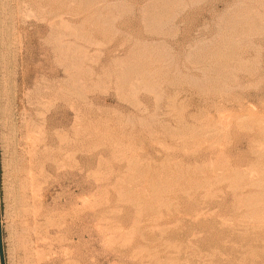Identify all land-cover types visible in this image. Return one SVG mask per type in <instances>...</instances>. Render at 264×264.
<instances>
[{"label":"rangeland","instance_id":"obj_1","mask_svg":"<svg viewBox=\"0 0 264 264\" xmlns=\"http://www.w3.org/2000/svg\"><path fill=\"white\" fill-rule=\"evenodd\" d=\"M263 5L0 0L7 264H264Z\"/></svg>","mask_w":264,"mask_h":264},{"label":"water","instance_id":"obj_2","mask_svg":"<svg viewBox=\"0 0 264 264\" xmlns=\"http://www.w3.org/2000/svg\"><path fill=\"white\" fill-rule=\"evenodd\" d=\"M0 264H7L4 245V229L2 224V194H1V169H0Z\"/></svg>","mask_w":264,"mask_h":264},{"label":"bare ground","instance_id":"obj_3","mask_svg":"<svg viewBox=\"0 0 264 264\" xmlns=\"http://www.w3.org/2000/svg\"><path fill=\"white\" fill-rule=\"evenodd\" d=\"M167 3H168V2H167ZM169 3H171V1H169ZM262 3H263V2H262ZM108 4H109V3H108ZM96 5H97V4H96ZM104 5H105V4H104ZM106 5H107V4H106ZM115 5H116V4H115ZM261 5H262V4H261ZM263 6H264V5H263ZM162 11L164 12V10H162ZM251 11H252V10H251ZM165 12H166V11H165ZM175 12H176V11H175ZM97 14H98V13H97ZM100 15H101V14H100ZM161 15H162V14H161ZM161 15H160V16H161ZM174 15H175V14H174ZM101 16H102V15H101ZM258 16H259V15H258ZM158 17H159V16H158ZM163 17H164V16H163ZM242 17H243V16H242ZM247 17H248V16H247ZM253 17H254V16H253ZM253 17H252V14H251V18H253ZM259 17H260V16H259ZM170 18H171V17H170ZM257 18H258V17H257ZM257 18L255 19V17H254L255 20H258ZM155 19H156V18H155ZM155 19H154V20H155ZM164 19H165V18H164ZM171 19H172V18H171ZM248 19H249V18H248ZM248 19H245V21H247V23H248ZM242 20H243V19H242ZM250 20L252 21L253 19H250ZM169 21H170V20H169ZM245 21H244L243 23H245ZM104 22H105V21H104ZM107 22H108V21H107ZM151 22H152V21H151ZM255 22H256V21H255ZM255 22H254V24H255ZM259 22H260V21H259ZM152 23H153V22H152ZM154 23H156V22H154ZM161 23H162V22H161ZM163 23H164V22H163ZM236 23H237V22H236ZM249 23H250V22H249ZM251 23H252V22H251ZM251 23H250V25H251ZM157 24H158V23H157ZM254 24H253V26H254V27H257V26H255ZM67 25H68V24H67ZM166 25H167V24H166ZM241 25H243V24L241 23ZM246 25H247V24H246ZM246 25H243V26H246ZM250 25H249V26H250ZM256 25H257V24H256ZM64 26H65V25H64ZM68 26H70V25H68ZM259 26L261 27V25H259ZM247 27H248V26H247ZM250 27H252V26H250ZM159 28H160V27H159ZM242 28H243V27H242ZM243 32H244V31H243ZM252 37H253V36H252ZM232 39H233V38H232ZM162 42H163V41H162ZM164 43H165V42H164ZM62 44H63V43H62ZM161 46H162V45H161ZM165 48H166V47H165ZM158 49H159V48H158ZM165 52H166V51H165ZM237 56H238V55H237ZM256 64H257V63H256ZM225 65H226V64H225ZM212 67H213V66H212ZM226 67H227V66H226ZM220 69H222V68H220ZM233 69H234V68H233ZM233 69H232V70H233ZM219 71H220V70H219ZM227 72H228V71H227ZM227 72H226V76H227ZM223 74H224V72H223ZM226 76H225V77H226ZM231 76H232V75H231ZM234 76H235V75H234ZM213 80H214V79H213ZM215 80H216V79H215ZM218 82H219V81H218Z\"/></svg>","mask_w":264,"mask_h":264}]
</instances>
